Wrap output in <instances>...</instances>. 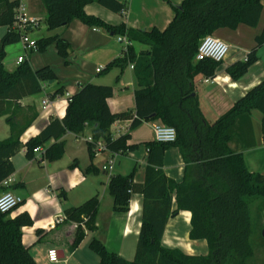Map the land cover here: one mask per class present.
<instances>
[{
  "label": "trees",
  "instance_id": "trees-1",
  "mask_svg": "<svg viewBox=\"0 0 264 264\" xmlns=\"http://www.w3.org/2000/svg\"><path fill=\"white\" fill-rule=\"evenodd\" d=\"M41 1L47 11L48 30L67 26L79 19L88 26L105 28L130 40L122 55L109 62L105 69L134 66L139 84L135 91V112L111 111L108 99L114 95V86L82 85L69 98L65 116L62 119L52 118L38 135L24 145L20 133L0 140V190L2 183L15 172L12 157L24 146L26 156L33 159L34 148L43 147L49 140L55 139L44 149L40 159V162H53L65 152L62 137L67 132L81 134L89 126L93 139L87 142L91 160L100 140L110 152L127 155L138 145L128 144L130 132L115 138L111 132L112 124L131 120L130 129H135L144 122L158 120L173 126L177 139L172 143L153 140L145 144L148 164L144 182L134 181L133 170L127 175H111L108 184L114 198L113 209L117 212L129 211L133 193L143 195L142 225L135 257L127 260L94 238L89 248L99 255V264H249L254 255L251 241L254 217L264 211V174L250 171L243 153L233 151L229 142L231 128L237 119L252 109H259L263 114L264 136V79L234 102L228 111L209 121L201 110L194 80L197 75L214 77L221 62L212 59L196 61L195 55L200 40L219 29H236L241 24L255 27L261 16L262 0H183L180 5L173 6L175 15L165 29L150 30L131 28L124 22L113 25L85 11L87 4L97 1L119 13L127 8L121 0ZM19 3L20 0H0V115L6 110V101H18L37 94L42 91L43 83L57 80L55 71L49 65L34 70L25 60L12 71L4 65L6 47L20 42L24 35L9 30L17 20ZM2 27L8 28L3 35ZM256 39L258 46L264 44V29ZM133 42L149 45L150 49L138 54ZM37 43L38 51H45L55 43L58 54L68 57L70 43L59 34L42 37ZM256 50H251L245 60L227 67L232 79L242 77L258 61ZM64 94L63 87H60L52 96ZM171 145L179 148L185 162V174L180 182L168 178L163 170L164 155ZM75 165L76 162H73L71 167ZM97 171L93 164L85 169V173ZM59 196L66 201L64 190ZM99 207L98 196L78 206L65 207L64 220L76 224L71 243L73 250L81 244L87 231L97 230ZM182 210L191 212L190 238L206 240L209 247L207 254L190 255L180 248L162 245L169 218ZM33 225L34 220L28 211L15 217L0 211V264H38L23 243V227ZM42 231L37 229L38 233Z\"/></svg>",
  "mask_w": 264,
  "mask_h": 264
},
{
  "label": "crops",
  "instance_id": "crops-1",
  "mask_svg": "<svg viewBox=\"0 0 264 264\" xmlns=\"http://www.w3.org/2000/svg\"><path fill=\"white\" fill-rule=\"evenodd\" d=\"M20 1L25 4L30 17L38 18L39 24L41 22L45 23L46 28L42 37L59 34L69 41L70 47L67 58H63L58 54L61 58L56 59V65L44 64L40 66H51L57 75V80L43 83L42 91L37 94L26 96L18 101H6V110L0 115V140L8 139L20 133V140L24 145L31 137L38 135L52 118L62 119L65 116L69 98L76 94L81 86L86 83L114 86V95L108 99L112 112H135V91L139 88V84L134 66L131 64L124 69L118 66L108 70L105 69L107 64L121 56L125 49V44L118 40V35H114L105 28L88 26L79 19L73 20L67 26L48 30L46 24L47 11L43 2L41 0ZM121 1L127 4L125 14L113 12L97 1L87 4L85 11L113 25L124 22L135 29H165L175 15L173 6L180 5L183 0ZM262 5L261 16L255 27L251 28V26L241 24L236 29L222 28L213 34L225 40L230 45V50L233 48L238 49L241 54L231 55L229 50L225 60L217 68L214 77L203 75L195 77L194 81L200 107L205 118L209 121H214L228 111L234 102L264 79V60L259 55H257L258 61L239 79L234 80L227 73L228 66L237 61L245 60L247 54L253 48L262 49L263 55L264 44L258 46L256 39L264 29V0H262ZM2 28L1 35L8 30L7 27H4L2 32ZM33 30L34 27L28 28V32ZM254 42L255 45L252 48L249 47ZM132 45L138 54L150 49L149 45L140 42H133ZM13 46L14 44H11L6 47V56H8L9 50ZM25 51L27 50L18 55L16 64L12 68H8L4 61L6 69L14 70L20 64L18 58L20 56L26 58ZM31 67L34 70L40 68ZM98 67H103V70L98 72ZM200 78H204V83L213 85L212 88L201 91L197 83ZM48 84L51 86H48ZM60 87H63L65 94L58 95L57 98L53 97L54 91ZM43 90H47L46 96L39 98ZM46 98H50L51 103L44 106L43 100ZM262 118L263 114L259 109H252L249 113L241 115L231 128L229 146L233 151L243 153L250 171L264 174ZM158 123V120L144 122L139 127L130 129L131 120L116 121L111 126L112 135L116 138L130 132L131 139L128 144L138 145L137 149L127 153V155L112 153L105 149L96 152L94 159L91 160L87 143L84 144V147L79 146L78 150L72 152L71 158L69 157V160H74L76 165L74 167L68 165L69 163L65 165L69 169L66 180L59 178L52 180L54 178L52 167L57 160L49 162L47 168H45L47 176L41 186L49 196L51 207L43 211H40L32 201L40 198L41 193H35V195L32 193L30 179L24 173L26 174V169L33 165L38 153L42 154L47 146L55 142V139L49 140L42 147V151L35 153L33 159L26 156L25 146L12 157L15 172L8 178L10 181L6 187H12L14 193L22 196L24 201L18 209L10 213V216L15 217L23 211H28L32 216L34 225L23 227V243L38 264H71L70 260H73L74 264H99V255L90 248H88V251L85 250V247H89L94 238L101 240L110 251L118 253L125 259L130 261L134 259L142 225L143 195L133 193L129 203V211L117 212L113 209L114 198L109 192L108 184L111 175H127L133 170H135L134 181L137 183L144 182L148 164V148L145 144L154 140L153 126ZM144 126H147L150 130L149 137H141L138 134ZM86 134L87 137H85ZM69 137H74L79 143L83 140L88 142V139L92 138V129L87 126L84 132L78 135L67 132L62 140L67 142ZM40 159L37 158L39 163ZM111 160L113 162L112 169L109 171L103 169ZM45 162V160L42 161V163ZM90 164L97 167L98 171L96 173H85V169ZM163 170L168 178L177 182L183 180L185 162L177 146L171 145L166 150ZM47 180L50 182L49 184L45 183ZM61 190L67 192L66 201L59 196ZM94 196H98L100 200L96 220L97 230L87 231L81 244L73 250L71 243L76 224L66 222L63 211L67 206H78ZM175 208L174 195L173 209ZM179 217H182L185 224L190 225L188 239L184 237L182 239L180 235V223L176 220ZM190 220L191 212L187 210L179 211L177 215L170 217L162 237V245L170 248H180L190 255H205L207 254L206 251L201 253L200 250H206L208 243L204 239L192 240L190 238ZM38 228L43 231L38 233ZM50 248L58 249L61 259L65 258L66 251L69 252L70 257L59 262H51L48 258Z\"/></svg>",
  "mask_w": 264,
  "mask_h": 264
},
{
  "label": "rangeland",
  "instance_id": "rangeland-1",
  "mask_svg": "<svg viewBox=\"0 0 264 264\" xmlns=\"http://www.w3.org/2000/svg\"><path fill=\"white\" fill-rule=\"evenodd\" d=\"M3 28H2V32L4 31ZM45 28H46L45 23L41 22L38 26L34 27L33 31L26 33L27 40L39 39L40 37H42ZM251 28H253V27H251ZM250 45L251 46H249V47L252 48L255 45V42L253 44H250ZM23 46H24V42L20 41V43L14 44V46L10 48L8 56H6V58L4 60L6 62V66L8 68H12L13 65L16 64L18 55L24 53ZM53 48H55V49H53ZM237 53L241 54V52L238 49L233 48L230 50L231 55H234ZM25 54H26V60L30 63L31 66H34V67H40L44 64L56 65V63H55L56 59L61 58L58 55L55 43H52L51 45H49L45 51L31 52V51L27 50V51H25ZM256 54L259 55L262 58V60H264V57H263L264 55H262V49L257 48ZM203 80H204V78H200L199 81H197L198 88L201 91L212 88L213 85L206 84V83H204ZM49 85L50 84H48V86ZM46 92H47V90H43L41 95H39V98H43L44 96H46ZM55 98H57V97H55ZM158 124H162V123L159 122ZM138 134L141 137H149L150 136V130L147 126H144L143 128L140 129ZM85 137H87V134ZM82 142L81 143L77 142L76 139H74V137H69V140L67 142H65V152H64L63 156L59 160H57L52 167V170H53L52 175L54 176V178H52L53 181L57 178L63 179V180H66L68 178L67 172L69 169H68V166L65 167V165L67 163H69L68 165L73 164L74 160L71 159V161H70L69 157L73 151L79 149V146L84 147V144L87 143L85 140H83ZM41 156H42V154L38 153L37 158L40 159ZM37 158L33 162V165L30 168L26 169V174L24 173V175H26V177H28L30 179L32 193L34 195H35V193H41L40 198H38L37 200L33 199L32 201L36 206H38V209H40V211H43V210H46V208L51 207V202L49 200V196L44 191V188H42V186H41L42 184H44L45 178L47 176V172H46L47 170H45V168H47L49 161L45 160L46 161L45 163H42V162L39 163ZM45 183L49 184L50 182H48V180H47V182H45ZM7 191H13L14 192L12 187H6L2 184L0 194L7 192ZM65 194H66V197H68L67 192H65ZM71 195H72V193H71ZM20 206L21 205H19L13 211L18 209ZM262 214L259 213L258 217H256V216L254 217V221H253L254 230H253V235H252V239H251L252 244L254 246V255L249 259V261H248L249 264H260L261 262L264 261V237H263L264 222H263V215ZM176 220L178 223H180L179 224L180 231H181L180 235H181L182 239H183V237L185 239H188L189 238L190 225L185 224L183 222L182 217H179ZM88 248L89 247L86 246L85 250L88 251L89 250ZM204 251H206V253L209 252L208 245H207L206 250H200L201 253H204ZM69 257H70L69 252L66 251L65 258H69ZM65 258H63V259H65ZM63 259H61V260H63ZM70 262H71V264H74L73 260H70Z\"/></svg>",
  "mask_w": 264,
  "mask_h": 264
},
{
  "label": "built area",
  "instance_id": "built-area-1",
  "mask_svg": "<svg viewBox=\"0 0 264 264\" xmlns=\"http://www.w3.org/2000/svg\"><path fill=\"white\" fill-rule=\"evenodd\" d=\"M123 14L126 13V9H122ZM16 22L9 28V30L22 32L21 41L24 42V50L37 52L38 43L37 40H27L26 33L29 27H35L39 25V19L30 17L27 13L26 6L23 2L20 1L19 6L16 9ZM118 40L125 44V50L130 45V40L126 36H118ZM230 50V45L223 39L216 37L214 35H207L200 40L197 53L195 55V60L200 61L204 59H212L216 62H223L228 55ZM263 55H264V46H263ZM24 56L18 58V63L25 61ZM103 67H98L97 71L101 72ZM51 103L50 98L43 100V105L46 106ZM154 140L164 143H172L177 139V131L173 126L165 124H155L153 126ZM90 138L88 141H92ZM106 147L102 140L98 141L95 151L105 150ZM42 147L34 148L35 153L42 151ZM113 167L112 160L109 164L105 165L103 169L109 171ZM9 179H6L2 184L4 186L9 184ZM24 199L22 196L14 193L13 191H7L0 194V211L2 213H11L15 208L23 203ZM62 220V218H60ZM48 258L51 262H59L61 257L59 251L56 248H50L48 250ZM69 264V263H68Z\"/></svg>",
  "mask_w": 264,
  "mask_h": 264
},
{
  "label": "water",
  "instance_id": "water-1",
  "mask_svg": "<svg viewBox=\"0 0 264 264\" xmlns=\"http://www.w3.org/2000/svg\"><path fill=\"white\" fill-rule=\"evenodd\" d=\"M263 235H264V231H263Z\"/></svg>",
  "mask_w": 264,
  "mask_h": 264
}]
</instances>
